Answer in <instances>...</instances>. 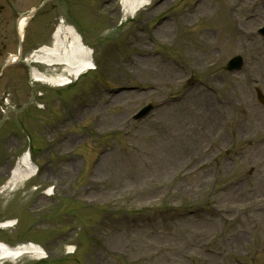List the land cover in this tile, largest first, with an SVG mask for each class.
<instances>
[{
	"label": "rangeland",
	"instance_id": "rangeland-1",
	"mask_svg": "<svg viewBox=\"0 0 264 264\" xmlns=\"http://www.w3.org/2000/svg\"><path fill=\"white\" fill-rule=\"evenodd\" d=\"M121 1H48L29 18L24 55L51 46L63 18L97 65L64 88L21 64L3 72L0 120L33 101L0 122V223L19 221L0 241L45 246L48 261L14 264H264V0H150L133 14ZM234 56L243 69L228 73ZM198 79L217 94L188 89ZM27 150L45 165L6 188Z\"/></svg>",
	"mask_w": 264,
	"mask_h": 264
},
{
	"label": "bare ground",
	"instance_id": "bare-ground-1",
	"mask_svg": "<svg viewBox=\"0 0 264 264\" xmlns=\"http://www.w3.org/2000/svg\"><path fill=\"white\" fill-rule=\"evenodd\" d=\"M121 3L126 8V12L132 14L142 8L144 5L149 4V0H122ZM263 2L261 3L262 6ZM264 5V4H263ZM264 9V6L262 7ZM259 14H255L250 18H256ZM27 19H22L19 23V32L22 33L23 29L26 26ZM242 26V24H241ZM237 26L236 32L242 33V27ZM92 52L83 46L79 36L75 32V30L66 25L61 21L59 26L56 28L54 32V42L53 46L50 47H42L39 51L34 53L31 57V61L34 63H42L47 66H62L64 71H66L69 76H79L81 73L91 69L92 61H91ZM32 80L42 83H61L63 79L56 78H47L46 75L37 72L35 69L31 70ZM53 80V81H52ZM60 84V85H61ZM199 87H196V89ZM208 97V93L207 96ZM35 167H31L27 164L26 158H23L20 165H17L16 169L12 172L10 182L6 187H9L10 183H17L20 181L28 180L34 174ZM11 226V222L7 221L6 223L0 225V227H8ZM25 252H29L35 258H40L41 253L38 251V248L33 246H26L25 248H9L0 246V259L8 258L15 259L16 256H19Z\"/></svg>",
	"mask_w": 264,
	"mask_h": 264
},
{
	"label": "flooded vegetation",
	"instance_id": "flooded-vegetation-1",
	"mask_svg": "<svg viewBox=\"0 0 264 264\" xmlns=\"http://www.w3.org/2000/svg\"><path fill=\"white\" fill-rule=\"evenodd\" d=\"M11 3L9 2V0H0V25H4L5 26V20L8 18L7 16V10L9 8H11ZM4 14V15H3ZM4 16V17H3ZM4 29V28H3ZM3 35V40H7V31H5ZM0 45L2 46V48L5 47V44L3 42H0ZM2 50H0V55L2 54Z\"/></svg>",
	"mask_w": 264,
	"mask_h": 264
},
{
	"label": "water",
	"instance_id": "water-1",
	"mask_svg": "<svg viewBox=\"0 0 264 264\" xmlns=\"http://www.w3.org/2000/svg\"><path fill=\"white\" fill-rule=\"evenodd\" d=\"M240 62V60H233L231 63Z\"/></svg>",
	"mask_w": 264,
	"mask_h": 264
}]
</instances>
